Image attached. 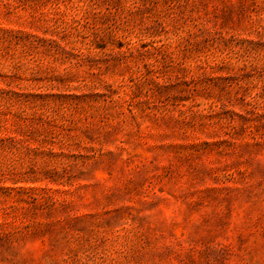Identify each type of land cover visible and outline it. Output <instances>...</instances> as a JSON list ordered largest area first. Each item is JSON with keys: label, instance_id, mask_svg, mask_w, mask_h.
I'll return each instance as SVG.
<instances>
[{"label": "rangeland", "instance_id": "obj_1", "mask_svg": "<svg viewBox=\"0 0 264 264\" xmlns=\"http://www.w3.org/2000/svg\"><path fill=\"white\" fill-rule=\"evenodd\" d=\"M0 264H264V0H0Z\"/></svg>", "mask_w": 264, "mask_h": 264}]
</instances>
